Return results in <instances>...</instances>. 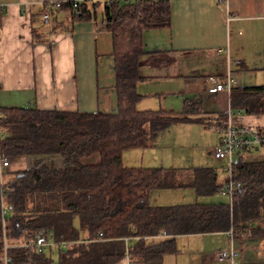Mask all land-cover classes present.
<instances>
[{"label": "trees", "instance_id": "1", "mask_svg": "<svg viewBox=\"0 0 264 264\" xmlns=\"http://www.w3.org/2000/svg\"><path fill=\"white\" fill-rule=\"evenodd\" d=\"M98 6L100 30L112 38L116 112L0 106V157L29 160L26 169L0 182V264L4 253L9 264H163L166 255L176 253L177 236L231 229L235 238L246 234L249 221L264 223V156L248 157L264 154V147L235 154L231 172L240 188L231 203H149L153 190L189 185L170 170L124 167L123 154L147 148L175 124L202 121L201 101L185 99L181 113L136 107L142 98L136 90L142 79V34L169 27L168 0H116L82 4L78 10L69 4L44 5L39 15L42 23L48 21L43 15L59 11L73 22L88 21ZM229 97L233 110L264 114V85L233 87ZM94 155L96 163L81 162ZM57 159L61 168L55 166ZM195 173L190 183L217 191L216 177L208 169ZM39 236L46 241L44 249L34 244Z\"/></svg>", "mask_w": 264, "mask_h": 264}, {"label": "crops", "instance_id": "2", "mask_svg": "<svg viewBox=\"0 0 264 264\" xmlns=\"http://www.w3.org/2000/svg\"><path fill=\"white\" fill-rule=\"evenodd\" d=\"M60 1L0 0V106L115 113L112 38L100 30L102 8L98 6L88 21L73 22L59 11L42 23L43 6ZM168 1L169 27L142 34V79L136 83L142 98L136 107L181 113L185 99L199 98L198 117L203 120L161 131L147 148L125 152L122 164L170 170L189 185L151 191L152 206L227 202L221 193L227 161L212 156L219 146L220 126L229 120L234 126L264 130V114L233 110L230 91L208 89L227 80L232 88L264 85V0ZM97 161L96 155L81 160ZM28 166L27 158L11 160L3 175L10 178ZM55 166L61 168L62 161L55 160ZM198 169H208L216 177V192L190 183ZM245 231L234 238L236 264H264V223L249 221ZM175 246L176 253L166 255L163 264H229L215 260V253L228 246L227 233L181 235Z\"/></svg>", "mask_w": 264, "mask_h": 264}, {"label": "built area", "instance_id": "3", "mask_svg": "<svg viewBox=\"0 0 264 264\" xmlns=\"http://www.w3.org/2000/svg\"><path fill=\"white\" fill-rule=\"evenodd\" d=\"M112 1L116 0H61L60 2H54L50 5L55 4V7H59L61 4H69L74 10H78L82 4H109ZM43 18L47 19L48 15H43ZM232 84L230 80H227L225 84L211 86L208 92L217 93L225 90L230 91ZM219 131L221 134L219 146L214 149L212 156L217 161H227V166L225 168L227 179L222 186L221 193L227 197L229 203H231L234 192L240 188V184L233 180L231 172L232 165L235 163V154L240 151L250 153L257 148H263L264 130L252 125L234 126L228 120ZM7 167H9V159L0 157V182L3 177V169ZM0 200L2 201V189H0ZM227 238L228 246L215 253V260L218 262L236 264L239 253L233 244L234 236L231 229L227 232ZM34 244L38 249H44L46 241L42 236H39L36 237ZM2 263L9 264V258L5 253L2 257Z\"/></svg>", "mask_w": 264, "mask_h": 264}, {"label": "rangeland", "instance_id": "4", "mask_svg": "<svg viewBox=\"0 0 264 264\" xmlns=\"http://www.w3.org/2000/svg\"><path fill=\"white\" fill-rule=\"evenodd\" d=\"M2 179H3V180H7V179H8V176L3 175ZM227 199H228V198H227ZM227 199H226V200H227ZM226 200H225V201H226ZM227 202H229V199L227 200Z\"/></svg>", "mask_w": 264, "mask_h": 264}]
</instances>
